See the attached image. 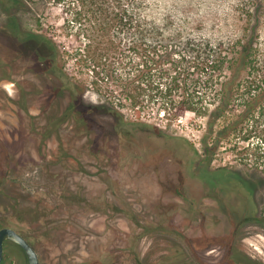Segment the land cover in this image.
I'll list each match as a JSON object with an SVG mask.
<instances>
[{
  "label": "rangeland",
  "instance_id": "rangeland-1",
  "mask_svg": "<svg viewBox=\"0 0 264 264\" xmlns=\"http://www.w3.org/2000/svg\"><path fill=\"white\" fill-rule=\"evenodd\" d=\"M28 1L38 7V0ZM154 1V14H182L189 17L192 27L201 25L217 35L239 32L248 23L251 10L260 7L258 43L264 54V0ZM75 11V5L53 1L36 12L0 8L1 221L17 223L28 233L40 264H120L122 245L131 254L125 264H154V254L161 259L158 264L174 260L175 264H186L180 260L185 254L179 236L166 238L149 229L147 235L133 238L134 234H129L121 239L116 211L106 218V210L118 207L132 211L133 205L138 210L146 205L166 209L179 218L190 216L188 211L195 205L190 208L185 203L177 213L173 210L181 203L165 207L173 187H154L141 180L143 173L138 169L148 167L167 179L177 180L179 173L197 178V190L210 194L203 203L207 210L213 209L217 178L225 182L230 193L239 192L247 213L252 218L262 217L253 222L251 229L256 232L246 239L245 248L263 257L264 143L257 135L262 134L260 127L264 129V116L257 122V131H249L251 127L245 123L236 131L237 136L221 142L208 156L203 139L205 119L192 112L171 119L164 110L156 112L152 108L157 106L156 100L149 101L151 96H147L146 102L152 106H146L141 115L138 106L130 105L120 106L124 118L114 117L100 106L105 100L102 94L84 88L88 68L73 56L81 44L75 34ZM14 17L24 29L36 34L34 39L14 26ZM44 35L55 43H48ZM47 95L48 99L44 98ZM151 158H155L152 166L143 164ZM136 160L140 164H135ZM9 162L16 171L7 174ZM104 168L114 173L123 169L120 178L124 181L118 175L117 186H112L107 180L112 176L101 172ZM45 205L68 209V220L56 223L58 210L42 212ZM124 214L119 221L127 232L133 220L146 226L133 214ZM193 245L200 250L204 241L194 238ZM10 253L11 264H28L20 246L12 243ZM242 260L240 256L229 264ZM252 263L259 261L253 259Z\"/></svg>",
  "mask_w": 264,
  "mask_h": 264
},
{
  "label": "trees",
  "instance_id": "trees-1",
  "mask_svg": "<svg viewBox=\"0 0 264 264\" xmlns=\"http://www.w3.org/2000/svg\"><path fill=\"white\" fill-rule=\"evenodd\" d=\"M50 1L75 5L73 21L81 44L73 56L88 68L84 88L102 94L105 100L100 106L114 117L124 118L120 106L130 105L138 106L141 115L146 106H152L147 96H151L149 101L156 100L157 106L152 107L156 112L164 110L171 119L192 112L205 119L207 156L221 142L237 136L245 123L251 132L259 129L257 122L264 116L260 7L251 10L239 32L217 35L201 25L192 27L185 15L154 14V0H38L37 8L44 10ZM8 7L37 9L28 0H0V8ZM13 23L28 39L36 36L17 17ZM260 129L262 134L257 136L264 143V129ZM13 167L9 162L7 174L16 171ZM57 210L56 223L66 222L69 211L59 205H45L42 212ZM8 224L28 239L17 223Z\"/></svg>",
  "mask_w": 264,
  "mask_h": 264
},
{
  "label": "flooded vegetation",
  "instance_id": "flooded-vegetation-1",
  "mask_svg": "<svg viewBox=\"0 0 264 264\" xmlns=\"http://www.w3.org/2000/svg\"><path fill=\"white\" fill-rule=\"evenodd\" d=\"M19 53L21 54L22 52L20 51ZM155 158L146 160L143 164L152 166L155 162ZM159 159L161 158L159 157ZM135 164H140V161L136 160ZM199 164L203 167L205 161L201 158ZM202 167L199 168L198 171H201L203 169ZM122 170L120 172H122ZM138 170L143 173L140 174L143 182L148 181L149 184L154 187H173L169 190L170 192L166 199L167 202L164 204L166 208H170L174 203H181L178 208L175 207L173 210V212L177 213L183 204L189 203L190 205H187V207L191 208L195 205V209L188 211L190 216L184 215L180 218L176 216L177 214H173L169 210H157L154 206L148 208L147 205L145 206V209L141 208L140 210L133 205L132 211H124L118 207L116 210H106L105 215L107 219H109L113 212L116 211V218L118 219V224H116V226L119 228L121 239L127 238L126 235L128 236L129 234H131V236L134 234L133 238L147 235V233H150L149 229H153L154 232H152V234L161 232L166 238L175 235L181 238V246L184 250L183 253L185 256L180 260L186 262V264H229L232 261L235 262L239 260L240 256L243 259L242 262L240 261V264H253V259L259 261L257 264H264V256L262 257L261 254H257V251L252 253L245 248L246 239L254 235L256 232L255 229H251L254 224L253 222L258 219L262 220L261 214L258 213L261 218H259V216L258 218H252L251 215L247 213L245 203H242L241 201V196H238L241 194L236 191L230 193V191L226 189V184L222 179L217 178L214 185L215 201L212 197V201H214L213 209L207 210L205 209L206 207L203 206V203L204 199L209 197L210 194L205 189H201L202 191L199 189L197 190L196 186L199 185L197 178L190 179L179 173L177 175V180L167 179L166 175L162 177L161 174H158L156 169L153 168L147 167L146 169ZM134 171L135 170H133V175L135 174ZM101 172H104L106 177L112 176L111 181L107 179L112 186H117L116 182H119V179L120 181H124L120 178L121 173H114V170L111 168H104ZM107 180L106 183L108 184ZM177 197L181 199L178 200L176 199ZM187 197H189L190 200L187 199ZM124 213H127V216L133 214L138 220L141 219L142 221H145L146 226L141 227L136 220H133L132 229L127 232L121 226V221H119L123 215H126ZM8 223H10L8 220L1 221L0 218V229L3 227H12ZM142 228L143 231L141 232ZM194 238L204 241V245L200 250L193 245ZM12 243L23 248L19 243L12 239L5 238L3 241V256L0 264H11L10 246ZM120 249V257L118 260L120 261V264H125V261L128 260L131 254L128 251L129 249L123 245ZM153 258L154 264H158L161 260L156 254L153 255ZM134 259L135 257H133L132 261H134ZM174 261L176 263V260ZM174 261L166 264H175Z\"/></svg>",
  "mask_w": 264,
  "mask_h": 264
},
{
  "label": "water",
  "instance_id": "water-1",
  "mask_svg": "<svg viewBox=\"0 0 264 264\" xmlns=\"http://www.w3.org/2000/svg\"><path fill=\"white\" fill-rule=\"evenodd\" d=\"M5 238L12 239L25 249L28 256V264H40V257L35 246L13 227H3L0 229V263L2 261L3 241Z\"/></svg>",
  "mask_w": 264,
  "mask_h": 264
}]
</instances>
